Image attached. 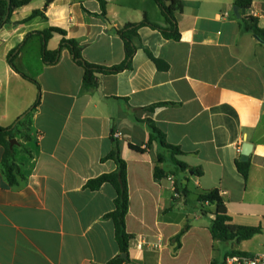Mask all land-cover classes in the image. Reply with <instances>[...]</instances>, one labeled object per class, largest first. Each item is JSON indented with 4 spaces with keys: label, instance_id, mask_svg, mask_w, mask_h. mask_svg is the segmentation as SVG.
I'll use <instances>...</instances> for the list:
<instances>
[{
    "label": "crops",
    "instance_id": "crops-1",
    "mask_svg": "<svg viewBox=\"0 0 264 264\" xmlns=\"http://www.w3.org/2000/svg\"><path fill=\"white\" fill-rule=\"evenodd\" d=\"M180 1V41L142 27L130 69L99 74L90 91L70 51L56 65L44 64L41 36L31 37L16 57L18 71L8 56L28 34L60 28L79 42L88 62L120 65L125 47L119 30L145 15L168 26L154 0H110L106 17L100 0H54L47 7V0H33L0 29V127L14 129L11 136L0 134V264H108L119 256L114 222L106 218L115 210L116 190L110 184L86 188L116 170L114 161L104 160L116 148L128 170L132 240L126 264H223L232 252L264 250V44L239 24L242 16H254L264 28V0H253L240 18L235 0ZM36 10L45 16L24 21ZM62 38L54 34L48 49L56 50ZM147 120L183 151L177 159L199 168L202 177L170 169L166 149L150 143ZM245 144L251 145L247 179L237 167ZM159 157L166 174L161 180L155 178ZM214 189L231 224L261 227V233L241 242L215 240L216 207L198 200ZM187 226L177 249L174 239Z\"/></svg>",
    "mask_w": 264,
    "mask_h": 264
},
{
    "label": "trees",
    "instance_id": "trees-1",
    "mask_svg": "<svg viewBox=\"0 0 264 264\" xmlns=\"http://www.w3.org/2000/svg\"><path fill=\"white\" fill-rule=\"evenodd\" d=\"M32 1L33 0H0V29L11 21V18L16 10L28 5ZM53 1L54 0H47L46 7ZM100 2L102 8V16L106 17V1L100 0ZM154 2L158 5L162 14L166 18L168 26L161 27L155 23H152L149 20L148 16L145 15L142 22L127 24L123 29L119 30L118 35L123 40L125 47V60L120 65L104 67L88 62L82 55V50L79 42L75 39L67 38L66 32L60 28H49L43 32H33L28 34L24 42L10 52L8 56V63L14 70L18 71L14 64L16 57L19 55L20 51L27 43V41L31 37L38 35L41 36L43 42L42 57L45 65H56L60 61L62 52L66 49L70 51L76 64L84 69V90L90 91L96 89L98 87L99 74L112 75L130 69L132 60L136 53L134 39L138 36V32L142 27H149L158 30L162 33L164 38L168 40L180 41L181 34L178 29L175 13L183 11V3L180 0H154ZM234 6L238 7L239 10H250L253 7V0H235ZM40 16H45L43 11L36 10L28 19L24 21H29L30 19ZM239 22L240 27L245 32L253 34L264 44V28L260 26L258 18L254 16H242ZM54 34L62 35L63 38L60 42L59 47L54 51H50L48 49V42ZM155 62L158 66H160L161 62L158 59H155ZM21 75L38 85L35 80L29 78L25 74L21 73ZM39 103L40 97L38 98L34 106L29 110V112L33 111ZM163 105L167 104H156L150 109L151 111H154L156 107H160ZM147 124L152 132L150 143L153 141H159L162 147L171 153L172 160L177 169H180L182 171H189L197 177H202L203 172L199 168H192L177 159V156L182 155L183 151L179 147H176L167 142L165 134L155 125L153 120H147ZM13 130V127H0V134L11 136ZM130 148L140 153L145 152V149L141 148L140 146L130 145ZM104 160L114 161L117 167L116 170L112 173L103 174L98 178L89 180L86 184V188L95 191L100 189L104 184H110L116 190L117 197L115 199V210L112 213L108 214L106 218L111 219L114 222L115 235L120 248V255L111 260L108 264H126L130 262L128 254L129 244L132 240V235H130L126 229V217L128 215L130 205L127 163L122 158L119 148H116ZM157 163L158 164L155 168V178L157 180H161L166 177L165 171L161 168L163 158L159 157ZM237 167L242 176L247 179L251 167L250 161H238ZM5 169L7 178L10 183L12 185H16L17 180L14 174L13 167L6 164ZM176 191L179 192L178 186H176ZM198 200L202 204L209 203L211 205H215L216 207L214 212L215 219L212 221V225L210 228L211 234L215 240L225 243L234 241L241 242L250 240L257 234L261 233V227H240L231 224L232 218L228 214L226 204L221 197L220 191L218 189L200 193L198 196ZM188 229V226L185 227L180 232V234L175 237L174 241L177 242V249L180 247L181 239L183 235L188 231ZM122 255H127V258H121Z\"/></svg>",
    "mask_w": 264,
    "mask_h": 264
},
{
    "label": "built area",
    "instance_id": "built-area-1",
    "mask_svg": "<svg viewBox=\"0 0 264 264\" xmlns=\"http://www.w3.org/2000/svg\"><path fill=\"white\" fill-rule=\"evenodd\" d=\"M104 1L108 2L110 0ZM115 137L120 138L121 134L117 133ZM169 180L174 182L173 177H169ZM224 264H264V253L232 252L226 256Z\"/></svg>",
    "mask_w": 264,
    "mask_h": 264
},
{
    "label": "water",
    "instance_id": "water-1",
    "mask_svg": "<svg viewBox=\"0 0 264 264\" xmlns=\"http://www.w3.org/2000/svg\"><path fill=\"white\" fill-rule=\"evenodd\" d=\"M234 14L240 18L241 15H240V10L238 7H234ZM12 144L16 143V141L13 139L11 141ZM250 150H251V145L249 144H245L244 145V149H243V152H242V160L243 161H247L248 160V155L250 154ZM122 258H126V255H123Z\"/></svg>",
    "mask_w": 264,
    "mask_h": 264
},
{
    "label": "rangeland",
    "instance_id": "rangeland-1",
    "mask_svg": "<svg viewBox=\"0 0 264 264\" xmlns=\"http://www.w3.org/2000/svg\"><path fill=\"white\" fill-rule=\"evenodd\" d=\"M165 152L167 154V159H169L168 161H169L170 169L173 171H176L179 175H181V170L176 169V167L174 166V164L171 161V153L168 150H165ZM190 189H191L193 194H196L197 189L195 188L193 183L190 184ZM191 209H194V208H191ZM260 253H264V250Z\"/></svg>",
    "mask_w": 264,
    "mask_h": 264
}]
</instances>
